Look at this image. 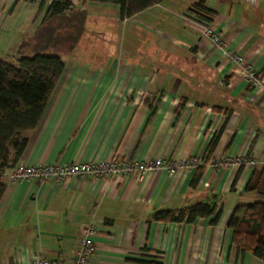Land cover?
<instances>
[{"label":"crops","instance_id":"0c3cea01","mask_svg":"<svg viewBox=\"0 0 264 264\" xmlns=\"http://www.w3.org/2000/svg\"><path fill=\"white\" fill-rule=\"evenodd\" d=\"M51 1L17 2L8 16L9 31L28 33L77 14L84 31L114 36L115 5L82 0L73 11L67 0L70 13L48 19ZM198 3L211 13L224 47L264 77V0H165L119 19L127 45L129 38L139 37V57L61 59L64 71L38 127L21 134L27 145L18 162L44 166L114 157L141 162L194 157L202 163L172 177H87L59 184H12L9 165L0 172V264H31L36 255L68 264L90 228L96 252L88 264H264L249 253L239 255L227 227L236 207L259 198L245 189L264 162V91L254 93L231 61L182 23L181 13ZM70 25L64 22L61 30ZM239 157L260 165L212 166ZM198 167L201 178L190 189ZM197 202L220 212L215 225L210 218L191 224L151 219L154 212Z\"/></svg>","mask_w":264,"mask_h":264},{"label":"trees","instance_id":"16d2710c","mask_svg":"<svg viewBox=\"0 0 264 264\" xmlns=\"http://www.w3.org/2000/svg\"><path fill=\"white\" fill-rule=\"evenodd\" d=\"M19 1L31 0H16ZM84 1L115 5L119 11V19L124 21L165 0ZM194 7L211 15L201 3ZM70 10L69 1L52 0L46 18L61 17ZM63 71L64 63L54 55L20 57L16 66L0 61V172L9 165L14 166L23 155L27 140L21 138V134L38 127ZM11 152L13 156L9 161ZM201 174L202 169L196 168L189 182L190 189L196 187ZM245 191L257 195L260 200L236 207L227 227L233 232V244L239 255L249 253L264 263V166L255 171ZM3 193L4 186L0 183V200ZM219 217L220 212H216L214 206L197 202L180 210L154 212L151 219L154 222L191 224L196 219L210 218V224L215 225Z\"/></svg>","mask_w":264,"mask_h":264},{"label":"built area","instance_id":"2783aa9c","mask_svg":"<svg viewBox=\"0 0 264 264\" xmlns=\"http://www.w3.org/2000/svg\"><path fill=\"white\" fill-rule=\"evenodd\" d=\"M182 23L194 28L201 39L208 42L214 48L218 49L222 55L231 61L239 70L243 80L253 87V92L264 91V77L258 71L252 70L246 64L242 57L224 47L223 39L220 33L212 25V16L197 7H191L181 13ZM202 163L199 158H188L181 162L172 159H154L150 161H138L135 159H123L114 157L109 161L101 163H72L67 165H38L31 166L23 162H17L11 167L9 180L12 184L23 181H36L39 184H59L68 179H84L87 177L96 180H108L116 177H144L155 174H163L168 177L174 176L178 170L185 168L192 170ZM232 164L238 168L248 167L256 168L260 165L255 159L239 157L233 161L228 158L220 159L212 164L215 168H223ZM264 166V162L261 163ZM94 228L88 229V236L80 241L73 258L68 264H88L89 259L96 252V247L91 240ZM31 264H66L62 262L54 263L45 260L36 255L32 258Z\"/></svg>","mask_w":264,"mask_h":264},{"label":"rangeland","instance_id":"374dc122","mask_svg":"<svg viewBox=\"0 0 264 264\" xmlns=\"http://www.w3.org/2000/svg\"><path fill=\"white\" fill-rule=\"evenodd\" d=\"M69 1L74 7L73 11H78L82 7V0ZM0 2L1 12L5 14L6 19L1 26L3 30H0V61L16 66L20 57H32L35 54L54 55L63 61L83 57L95 60L111 58L126 60L135 59L138 55L135 49L141 45L139 37L129 38L130 45H127L128 33L125 34L126 27L119 24V19L116 21L118 25L112 37L89 33L88 29L84 31L83 23L81 25L76 14H65L62 19L45 24L28 33L12 32L9 31L8 16L13 12L17 2L15 0H0ZM68 20L71 24L70 28L65 31L61 30L64 22ZM113 23L114 20H111L106 25ZM65 35L72 38L70 43L64 41Z\"/></svg>","mask_w":264,"mask_h":264}]
</instances>
